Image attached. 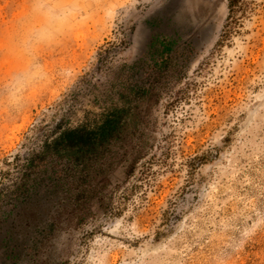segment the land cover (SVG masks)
<instances>
[{
  "label": "rangeland",
  "instance_id": "374dc122",
  "mask_svg": "<svg viewBox=\"0 0 264 264\" xmlns=\"http://www.w3.org/2000/svg\"><path fill=\"white\" fill-rule=\"evenodd\" d=\"M156 35L174 42L161 76ZM141 58L132 79L162 93L144 155L51 232L55 193L8 196L26 159ZM0 264H264V0H0Z\"/></svg>",
  "mask_w": 264,
  "mask_h": 264
},
{
  "label": "trees",
  "instance_id": "16d2710c",
  "mask_svg": "<svg viewBox=\"0 0 264 264\" xmlns=\"http://www.w3.org/2000/svg\"><path fill=\"white\" fill-rule=\"evenodd\" d=\"M237 1L229 0L230 7ZM173 46L166 37L156 35L152 39L148 55L156 76L169 66ZM146 63L141 58L113 67L112 79L101 84L103 111L82 124L62 129L26 159L20 179L8 196L28 202L43 188L44 196L55 193L57 213L50 223L51 232L62 220L69 225L81 224L94 204L103 209L100 194L110 183L111 173L125 166V174H130L144 155L146 143L141 142L139 133L162 94L154 80L132 79Z\"/></svg>",
  "mask_w": 264,
  "mask_h": 264
}]
</instances>
